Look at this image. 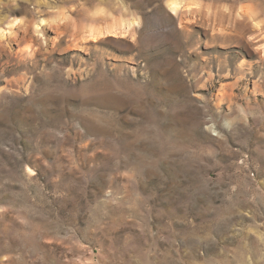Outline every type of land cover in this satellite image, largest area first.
Wrapping results in <instances>:
<instances>
[{
  "label": "rangeland",
  "instance_id": "rangeland-1",
  "mask_svg": "<svg viewBox=\"0 0 264 264\" xmlns=\"http://www.w3.org/2000/svg\"><path fill=\"white\" fill-rule=\"evenodd\" d=\"M0 264H264V0H0Z\"/></svg>",
  "mask_w": 264,
  "mask_h": 264
},
{
  "label": "bare ground",
  "instance_id": "bare-ground-1",
  "mask_svg": "<svg viewBox=\"0 0 264 264\" xmlns=\"http://www.w3.org/2000/svg\"><path fill=\"white\" fill-rule=\"evenodd\" d=\"M249 44V43H248Z\"/></svg>",
  "mask_w": 264,
  "mask_h": 264
}]
</instances>
